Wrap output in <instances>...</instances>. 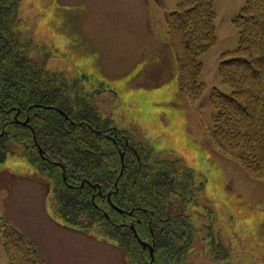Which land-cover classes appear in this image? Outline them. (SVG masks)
I'll list each match as a JSON object with an SVG mask.
<instances>
[{
  "label": "trees",
  "instance_id": "16d2710c",
  "mask_svg": "<svg viewBox=\"0 0 264 264\" xmlns=\"http://www.w3.org/2000/svg\"><path fill=\"white\" fill-rule=\"evenodd\" d=\"M212 1L176 0L164 12L162 37L176 66L179 93L188 100L202 90L197 56L215 41ZM41 6L39 0H0V163L12 146L22 145L28 164L47 182L53 219L94 232L119 249L125 264H148L149 247L153 264H186L195 233L187 208L196 204L203 181L178 156L162 157L110 118H99L70 86L68 135L64 141L60 131L54 141L52 81L62 73L47 68L52 50L32 40L30 13H40ZM232 24L236 45L219 54L216 66L229 92L210 89L215 114L204 129L205 143L216 152L223 149L248 175L264 178V0H244ZM21 119L28 127L17 122ZM130 226L148 246L141 247ZM0 239L6 264H46L30 237L2 215Z\"/></svg>",
  "mask_w": 264,
  "mask_h": 264
},
{
  "label": "rangeland",
  "instance_id": "374dc122",
  "mask_svg": "<svg viewBox=\"0 0 264 264\" xmlns=\"http://www.w3.org/2000/svg\"><path fill=\"white\" fill-rule=\"evenodd\" d=\"M175 1L39 0L41 12L30 13L29 27L35 28L34 43L49 40L53 53L64 56L51 58L47 68L65 66L70 90H79L99 118H110L162 157L178 156L200 176L203 187L187 208L195 233L186 264H264V178L248 175L204 137L215 114L210 89L229 92L216 66L219 54L236 45L232 18L244 0L212 1L215 41L197 56L202 90L193 100L180 95L171 51L159 39L165 34L164 12ZM84 32L95 55L83 57L87 46L77 47ZM129 80L136 87H123ZM48 194L46 180L28 164L22 145L12 146L0 163V215L30 237L45 263L125 264L119 249L94 232L59 225L48 209ZM0 264H6L1 239Z\"/></svg>",
  "mask_w": 264,
  "mask_h": 264
},
{
  "label": "flooded vegetation",
  "instance_id": "af4514ba",
  "mask_svg": "<svg viewBox=\"0 0 264 264\" xmlns=\"http://www.w3.org/2000/svg\"><path fill=\"white\" fill-rule=\"evenodd\" d=\"M57 73H60V71ZM65 75L66 74L63 69L62 76H58L59 80L52 81L51 101L56 104H52L50 108H52V110L55 112L57 119H58L57 124L52 128L54 141L60 135V131L65 141L68 135V130H69L68 128L69 125H68V120H67L68 117L66 114V109L69 105V84H68V81L66 80ZM60 77H63V78L61 79ZM24 120L21 119L18 122L21 124L22 122H26L24 125L27 126L28 123L27 121H24ZM116 139L118 140L119 138L116 137ZM53 162L56 163L55 161Z\"/></svg>",
  "mask_w": 264,
  "mask_h": 264
},
{
  "label": "crops",
  "instance_id": "0c3cea01",
  "mask_svg": "<svg viewBox=\"0 0 264 264\" xmlns=\"http://www.w3.org/2000/svg\"><path fill=\"white\" fill-rule=\"evenodd\" d=\"M59 23L61 24V25H64V23H63V20L60 18L59 19ZM34 30H35V28H34ZM37 34V33H36ZM82 35H83V37H84V39H85V41L83 40V38H82V36H81V39H80V43L79 42H77V47H78V49L79 48H81L82 46H87V52L86 53H84L82 56L84 57V56H88V55H90V54H92V55H95V53H94V51H96L95 49H93V48H95V46L89 41V39L86 37V34H85V32H84V34L82 33ZM152 37H155V38H158V37H156V36H154V35H148V38H152ZM80 38V37H79ZM147 38V39H148ZM159 39H163L164 40V38L161 36V37H159ZM49 41V40H48ZM46 41L45 43H42V42H40V41H38V40H36L35 41V44L38 46V48H41V49H43L44 47H47V49H49L50 51L52 50L51 49V45H52V43L49 41ZM44 47H43V46ZM92 49V50H91ZM94 50V51H93ZM51 54H52V56H53V58H55V57H61L62 59H63V55L62 54H59V53H53V51H51L50 52ZM82 56H81V59H82ZM171 56H172V53H171ZM173 59V58H172ZM92 62L94 61V56L92 57V60H91ZM51 64V63H50ZM93 64H94V62H93ZM48 65H49V63H48ZM57 67L58 66H55L54 68H52V70L53 69H57ZM96 68V67H95ZM64 69H66V67L64 66ZM132 71V70H131ZM138 75V74H137ZM136 75V76H137ZM134 85H136L133 81H131V80H129V81H125V84L123 85V87H136V86H134Z\"/></svg>",
  "mask_w": 264,
  "mask_h": 264
},
{
  "label": "water",
  "instance_id": "95a60500",
  "mask_svg": "<svg viewBox=\"0 0 264 264\" xmlns=\"http://www.w3.org/2000/svg\"><path fill=\"white\" fill-rule=\"evenodd\" d=\"M121 156H122V154L119 153V157H120V159H121ZM120 173H121V170L119 171V175H120ZM133 236L137 239V241H138L141 245H145V242L139 240V238L137 237V235H136L135 232H133ZM149 257H150V258H149L148 264H152L153 257H152V249H151V247H149Z\"/></svg>",
  "mask_w": 264,
  "mask_h": 264
},
{
  "label": "bare ground",
  "instance_id": "6f19581e",
  "mask_svg": "<svg viewBox=\"0 0 264 264\" xmlns=\"http://www.w3.org/2000/svg\"><path fill=\"white\" fill-rule=\"evenodd\" d=\"M18 122V121H17ZM19 123V122H18ZM26 122H22V124H25ZM39 149V148H38ZM39 153L41 154V150L39 149ZM64 179V181L66 182V178H63ZM108 199H109V196H108ZM113 208H115V207H113ZM130 230L132 231V233L133 232H135V230H134V228H133V226H130ZM140 244V243H139ZM141 245V244H140ZM141 247H146V246H144V245H141ZM150 258V257H149Z\"/></svg>",
  "mask_w": 264,
  "mask_h": 264
}]
</instances>
